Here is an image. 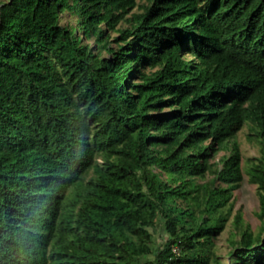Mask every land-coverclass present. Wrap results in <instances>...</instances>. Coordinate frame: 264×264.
Segmentation results:
<instances>
[{"label": "trees", "instance_id": "trees-1", "mask_svg": "<svg viewBox=\"0 0 264 264\" xmlns=\"http://www.w3.org/2000/svg\"><path fill=\"white\" fill-rule=\"evenodd\" d=\"M0 264H264V0H0Z\"/></svg>", "mask_w": 264, "mask_h": 264}, {"label": "rangeland", "instance_id": "rangeland-1", "mask_svg": "<svg viewBox=\"0 0 264 264\" xmlns=\"http://www.w3.org/2000/svg\"><path fill=\"white\" fill-rule=\"evenodd\" d=\"M67 21V17L64 15L63 22ZM79 30L75 31V34L78 35ZM188 57V56H187ZM186 57V58H187ZM248 127L244 126L236 134V142L239 146L241 154L244 158L258 157L259 148L258 145L248 140ZM224 152H220L217 157L223 155ZM235 204L231 211L228 221L226 222L225 228L215 237L214 244L216 247V253L222 256L224 259L227 257V253L230 250V239L234 233L233 222L235 215L240 212L243 222L250 225V227L256 231L259 226V218L257 216L259 202L255 194V185H252L247 182L246 178L242 181L240 187L234 193ZM164 238V233L161 226L158 224L157 229L153 232L154 240V249H157L162 243ZM152 258V256H149Z\"/></svg>", "mask_w": 264, "mask_h": 264}]
</instances>
